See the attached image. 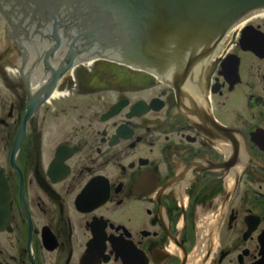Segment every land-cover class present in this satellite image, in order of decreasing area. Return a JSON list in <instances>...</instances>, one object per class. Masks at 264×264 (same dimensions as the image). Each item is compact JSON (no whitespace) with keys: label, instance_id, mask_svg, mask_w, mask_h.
<instances>
[{"label":"flooded vegetation","instance_id":"flooded-vegetation-1","mask_svg":"<svg viewBox=\"0 0 264 264\" xmlns=\"http://www.w3.org/2000/svg\"><path fill=\"white\" fill-rule=\"evenodd\" d=\"M33 42L0 13V264H264V13L181 88L108 60L49 83Z\"/></svg>","mask_w":264,"mask_h":264},{"label":"water","instance_id":"water-1","mask_svg":"<svg viewBox=\"0 0 264 264\" xmlns=\"http://www.w3.org/2000/svg\"><path fill=\"white\" fill-rule=\"evenodd\" d=\"M259 9H264V0H0V13L15 12L26 39L42 37L45 29L49 35L50 28L61 41L63 33L69 49L61 70L75 57H99L148 70L174 84L201 82L199 66L204 67L237 21ZM8 217L0 171V231Z\"/></svg>","mask_w":264,"mask_h":264},{"label":"bare ground","instance_id":"bare-ground-1","mask_svg":"<svg viewBox=\"0 0 264 264\" xmlns=\"http://www.w3.org/2000/svg\"><path fill=\"white\" fill-rule=\"evenodd\" d=\"M212 57H213V56H212ZM212 57H211V58H212ZM206 60H208V58H206ZM210 62H211V59H210V61L208 62L207 66L210 64ZM202 66H203V64H201V65L199 66V68L204 72ZM184 78H186V76H185ZM181 82H182V83H181ZM184 83H185V82H183V81H178V82L175 83V84H176L177 86L179 85L180 88H181V87H182V84H184ZM189 83H194V81L191 80V81H189Z\"/></svg>","mask_w":264,"mask_h":264}]
</instances>
